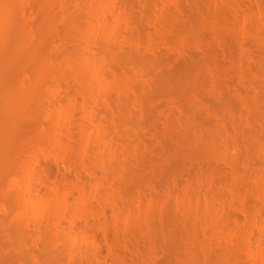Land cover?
<instances>
[{
	"label": "rangeland",
	"instance_id": "obj_1",
	"mask_svg": "<svg viewBox=\"0 0 264 264\" xmlns=\"http://www.w3.org/2000/svg\"><path fill=\"white\" fill-rule=\"evenodd\" d=\"M70 1L7 0L0 30V264H123L121 255L124 264L246 263L264 240V214L254 219L242 210L264 204V195L245 197L264 182V2L117 0L129 14L119 21L91 15L90 0ZM63 55L88 57L89 78L105 67L90 94ZM71 100L77 107L65 154L39 142L49 139L55 107L64 111ZM117 177L126 195L118 203L99 200L97 183ZM179 194L189 206L213 204L212 213L178 211ZM47 200L64 210L58 208V221L51 211L53 222L42 230L35 209ZM151 202L143 226L139 218ZM119 211L138 221L133 235L121 233L130 237L127 247H114L104 233L107 222L125 226Z\"/></svg>",
	"mask_w": 264,
	"mask_h": 264
},
{
	"label": "bare ground",
	"instance_id": "obj_2",
	"mask_svg": "<svg viewBox=\"0 0 264 264\" xmlns=\"http://www.w3.org/2000/svg\"><path fill=\"white\" fill-rule=\"evenodd\" d=\"M10 1V0H9ZM53 1V0H52ZM59 1H62V2H60V3H67V1L68 0H65V2H64V0H59ZM70 1V0H69ZM73 1V0H72ZM89 1V0H88ZM117 0H90L89 2H90V5H91V7H92V11H91V15H95V16H99L100 14H104V13H109V14H113L114 16H115V19L116 20H119V21H121V20H124V21H126V20H128V15H127V10L125 9V5H124V2H123V5L122 6H119L118 4H117V2H116ZM54 2H55V0H54ZM58 2V1H57ZM71 2V1H70ZM174 2V1H173ZM173 2H172V4H173ZM261 2L263 3L264 1H262L261 0ZM56 3V2H55ZM66 3H65V5H66ZM121 3V2H120ZM175 3V2H174ZM177 3V2H176ZM261 3V4H262ZM68 4V3H67ZM96 6H95V5ZM260 4V5H261ZM64 5V4H63ZM69 5V4H68ZM121 5V4H120ZM96 7V9H94L93 7ZM262 7H264L263 6V4L261 5ZM90 7V8H91ZM10 10H9V8H8V3H7V0H0V30H2V31H4L3 29H2V27L5 29V22H3V18H4V16L5 15H7V13L9 12ZM90 13V12H89ZM245 26L246 25H244V26H242L243 28H245ZM241 27V28H242ZM246 28H248V27H246ZM244 30V32L246 33V29H243ZM242 30V31H243ZM245 33H244V35H245ZM240 34H241V30H240ZM249 34V33H248ZM70 35V34H69ZM71 37V36H70ZM241 37V36H240ZM185 38H187V36L185 37ZM75 40V39H74ZM259 40H260V38H259ZM185 41V40H184ZM68 42V41H67ZM73 42V41H72ZM69 43V42H68ZM77 44V43H76ZM182 44V43H181ZM70 45V44H69ZM64 54V53H63ZM64 56V58H63V63H70V64H73L74 66H75V68L78 70V74H79V76H80V79H81V81L84 83V85H85V87H84V89H83V94L86 96V94H90L91 93V86L92 85H95V83H98V80L100 79V78H102L103 77V75H102V73L101 72H103L104 71V69H105V67L104 66H100V68H99V70H98V72H97V69L95 70L96 72L95 73H97L95 76H93L92 78H89L88 77V72H87V58L88 57H85V60H84V62L83 61H78V60H75L74 59V57L72 58L70 55H63ZM87 59V60H86ZM62 63V64H63ZM261 63V62H260ZM57 64V63H56ZM60 65V70H61V67H64V64L63 65ZM58 65L59 64H57V67H58ZM67 65V64H66ZM65 65V66H66ZM106 69H108V67H106ZM140 69V68H139ZM56 70L58 71V72H60L59 71V68H56ZM62 71V70H61ZM144 72V71H143ZM146 73V72H145ZM144 73V74H145ZM114 74H115V72H114ZM258 76H260V75H258ZM262 79H264V76H260ZM260 79V78H259ZM100 81V80H99ZM225 81V80H224ZM221 82V81H220ZM262 84V83H261ZM93 93V92H92ZM259 93H257L256 95H258ZM257 97V96H256ZM118 98H119V96H118ZM73 99V98H72ZM75 99V98H74ZM88 99V98H87ZM120 99V98H119ZM107 100V99H106ZM71 102H72V100H71ZM82 104H80V106H81V109H82V115H84V117H87V119H89V122L92 120V119H94L93 118V116L94 115H92L91 113H90V111L88 110L87 111V107H86V103L85 102H81ZM180 103V102H179ZM74 105H75V101L74 102H72L71 104H70V106L68 107V108H66L64 111L63 110H61V109H59L58 107H55V108H57V110H56V115H55V113H54V115H55V118H54V120L52 121L54 124H53V126L52 125H50V126H52L53 128V130H51V133H49L48 135H49V139H45L44 140V142H39V143H41V144H47V146H48V144H50V143H53L54 144V147L56 146V148H57V146L58 147H60V149H62V150H65L64 152H65V154L67 153V151L69 152V146H67V143L65 142V141H67L66 140V137L68 138V134H70V128H69V126H70V119H72L73 117H72V114H73V111H75L74 109L77 107H74ZM209 107V106H208ZM120 108V107H119ZM95 109H96V107H95ZM121 109V108H120ZM68 110V111H67ZM111 111V110H110ZM179 111V110H178ZM116 112H117V110H116ZM122 112V111H121ZM75 113V112H74ZM119 113V112H118ZM114 114V113H113ZM107 115V114H106ZM121 115V114H120ZM110 116H111V114H110ZM122 116V115H121ZM143 116V115H142ZM141 116V117H142ZM110 118V117H109ZM112 119V118H111ZM116 119H118V118H116ZM227 119V118H226ZM95 120V119H94ZM122 120V119H121ZM123 120H124V118H123ZM122 120V121H123ZM72 121V120H71ZM119 121V120H118ZM51 122V123H52ZM92 122V121H91ZM70 123V124H69ZM118 123V122H117ZM69 124V125H68ZM114 124V123H113ZM224 124V123H223ZM72 125V124H71ZM81 127H80V129L81 130H83V127L85 126L84 125V123H82L81 125H80ZM109 126V125H108ZM120 126V125H119ZM145 126V125H144ZM224 126V127H223ZM227 126V125H226ZM69 129H68V128ZM107 126L105 125V124H103L101 127H100V129H98L99 131L98 132H100V134H99V136H98V140H103V139H105L104 137H103V135H104V133H105V131H107L108 130V128H106ZM118 127V126H117ZM222 127H223V129L226 131L227 129H226V127H225V125H222ZM122 129V128H121ZM144 129V128H143ZM155 130V129H154ZM153 130V131H154ZM160 130V129H159ZM48 132H49V130H47ZM47 131H46V135H47ZM69 131V132H68ZM80 131V130H79ZM121 131V130H120ZM124 131V130H123ZM80 132H83V131H80ZM109 132V131H108ZM138 132V131H137ZM167 132V131H166ZM226 132H228V131H226ZM116 133V132H115ZM123 132H121V134H122ZM143 134H144V132H142ZM155 133V132H154ZM165 133V132H164ZM106 134V133H105ZM126 134V133H125ZM141 134V133H140ZM148 134H150V133H148ZM157 134H158V132H157ZM200 134V133H199ZM68 135V136H67ZM144 135H146V134H144ZM234 137H236L235 136V134H232ZM66 136V137H65ZM150 136V135H149ZM157 136H159V137H161V135H157ZM153 137V136H152ZM158 137V138H159ZM204 137V136H203ZM71 138V137H70ZM108 138H110V137H108ZM69 139V138H68ZM114 139V138H113ZM116 139V138H115ZM208 139V138H207ZM214 140V139H213ZM41 141V140H40ZM99 141V142H100ZM108 141H113L112 140V137H111V140L110 139H108ZM205 141V140H204ZM114 142H115V140H114ZM87 140L85 141V145L83 146V148H82V150H81V153L79 152V151H75L74 150V152H78V153H80L81 154V156H80V154H79V156H80V159H81V157H82V160L85 158V156L87 155V153H88V151H87ZM110 143V142H109ZM98 144H100V143H98ZM112 144V143H111ZM193 144V143H192ZM38 145V144H37ZM51 146H53L52 144H50ZM49 145V146H50ZM196 144L194 143V145L193 146H195ZM197 145H198V143H197ZM30 146V145H29ZM114 146V145H113ZM116 146V145H115ZM31 147V146H30ZM42 147H43V145H42ZM139 147V146H138ZM141 147V146H140ZM33 148V147H32ZM45 148V147H44ZM49 148V147H48ZM193 148H195V147H193ZM27 149H28V147H27ZM35 149V148H34ZM138 149H140V148H138ZM148 149H150V148H148ZM29 150V149H28ZM67 150V151H66ZM70 150H71V148H70ZM136 150V149H135ZM30 151V150H29ZM32 151V150H31ZM34 151V150H33ZM33 151H32V153H29V154H31V156L33 155ZM72 151V150H71ZM70 151V152H71ZM123 151H124V149H123ZM146 151H148L149 152V150H146ZM152 151V150H151ZM73 152V153H74ZM101 149H99V150H97L96 151V155H94L95 157H100L101 156ZM141 152H142V150H141ZM153 152V151H152ZM28 153V152H27ZM63 153V152H62ZM124 153V152H123ZM125 153H127V152H125ZM123 154V156H125L126 154ZM130 153V152H129ZM150 153V152H149ZM155 153V152H154ZM77 154V153H76ZM131 154V153H130ZM158 154V153H157ZM164 154V153H163ZM28 155V154H27ZM72 155V154H71ZM113 155V154H112ZM127 155H128V153H127ZM132 155V154H131ZM135 155H136V153H135ZM137 155H139V154H137ZM206 155V154H205ZM30 156V157H31ZM62 156V155H61ZM69 156V155H68ZM140 156L142 157H144V155H142V153L140 154ZM140 156H137V158L138 159H141V160H139V162H142L143 163V158H141ZM154 156V155H153ZM64 156H62V158H63ZM71 157H73V155L71 156ZM169 157V156H168ZM113 158H114V155H113ZM129 158H131V157H129ZM28 159H29V157H28ZM126 159V158H125ZM147 159V158H146ZM224 159V158H223ZM128 161H126V163H127ZM131 162V161H130ZM139 162L137 163V164H139ZM151 163V162H150ZM141 164V163H140ZM142 165V164H141ZM127 166V165H126ZM234 169H236V167H234ZM236 170H238V169H236ZM90 174H94L95 173V170L92 168V169H90L89 171H88ZM237 172V171H236ZM48 173V172H47ZM46 174V173H45ZM238 174V173H237ZM47 175V174H46ZM258 176V175H257ZM47 177V176H46ZM49 177H50V172H49ZM121 177V176H120ZM120 177H117V179L116 180H113L112 182H109V183H107V184H105L103 181H99L98 183H97V185H96V189H97V191H98V198H99V200L100 199H106L107 197H109V196H111V197H113L114 198V200H112V201H114V203H118L119 201V199H121V198H123L124 197V195H126V194H123L124 192H121V189H120V186H119V184H120ZM122 178V177H121ZM258 178V181H259V177H257ZM42 179V178H41ZM260 182V181H259ZM258 182V183H259ZM19 183V182H18ZM262 183H264V182H260L259 183V187L257 188L258 190H252V193H251V195L249 194V193H247V194H249V195H247V196H245L246 197V199L247 198H249V197H253L254 198V196H255V198L256 197H258V199H259V196L260 195H264V194H262V189H264V184H262ZM21 184V183H20ZM80 186H82V185H80ZM80 186H79V188H80ZM20 187V186H19ZM122 187V186H121ZM22 189V188H21ZM82 189H84L83 188V186L80 188V190L82 191ZM256 189V188H255ZM96 191V192H97ZM255 191V192H254ZM264 191V190H263ZM169 195V194H168ZM180 195V194H179ZM187 195V194H186ZM252 195H254V196H252ZM185 194L183 195H180V196H178V198H177V196H176V199H177V202H178V204H177V209H178V211L180 210L181 212H183V213H187V212H189V214H190V211L189 210H193V212L192 213H197V211L199 210V208L200 209H203V210H205V212H206V214H208V213H212V211H213V209H212V207H213V204H210V203H207V204H203V203H201L200 204V202L199 203H196L195 205H192V206H189L188 204L189 203H187L186 204V199H185ZM191 197V196H190ZM207 197V196H206ZM209 197V196H208ZM198 198H200V197H198ZM125 199V198H124ZM195 199V198H194ZM107 200V199H106ZM155 200V199H154ZM250 200V199H249ZM48 202L47 203H45L44 205H42V204H39L38 206H36V209H35V211H36V213L37 214H39V216L40 215H42V217H44V218H42V220H38V221H42V226H40L41 227V229H42V227H44V226H48L51 222H53L52 220H50L51 222H49V219H51V218H53V216L51 215V211L53 212H55L54 214H56V216H54V219L56 218V217H60L62 214H61V210H59L56 206H54V207H56L57 209H58V214H57V212L54 210V209H56V208H54V209H52L53 208V205L55 204H57V203H55L53 200H51V201H49V200H47ZM118 201V202H117ZM50 202H54V204L52 203V205L50 204ZM86 202H87V200H86ZM85 202V203H86ZM113 203V204H114ZM149 203V202H148ZM154 204H156L155 202H154ZM160 204V203H159ZM163 204H165V203H163ZM84 205V204H83ZM155 206V205H153V202H151L150 203V205L149 206H143L144 207V210L142 211L143 213H141L142 214V216L139 218V222L140 221H142L143 219H145L146 220V218H150L151 216H149L148 214H149V212H152L153 211V207L152 206ZM255 205V204H254ZM264 205V204H263ZM263 205H261V206H257L256 207V205L254 206V207H252V209L253 210H251L250 208H249V206L247 207V204H245V206L243 207V211H245L246 213H248V211L250 210V212H251V216L254 218V219H257V217L258 216H263V214H264V206ZM165 207H166V205H164ZM152 207V208H151ZM162 207V206H161ZM256 207V208H255ZM155 208V207H154ZM236 208V207H235ZM240 208V207H239ZM249 208V209H248ZM62 209V208H61ZM167 209V208H166ZM241 209V208H240ZM64 209H62V211H63ZM163 210H164V208H163ZM158 211V210H157ZM176 211V210H175ZM202 211V210H201ZM211 211V212H210ZM234 211V210H233ZM120 212V214H118V220H120V222H123L124 223V225L125 226H120V225H118L115 221L113 222V223H110V222H107L105 225H104V230H105V232L104 233H106L108 236H109V242L114 246L115 244H121V245H124L125 247H127L126 246V244H127V242L129 241V238H125V236L123 237L122 236V234H125V233H123V230H128V231H132L133 232V230H131L132 229V226H134L135 227V223H137L138 221H136L135 222V220H137L136 218H135V220L132 218V217H130V216H125V215H127V214H124V216H123V211L121 212V211H119ZM139 212V211H138ZM159 212V211H158ZM165 212V211H164ZM208 212V213H207ZM216 212V211H215ZM229 212V211H228ZM59 213H60V215H59ZM162 213V212H161ZM191 213V214H192ZM217 213V212H216ZM50 214V215H49ZM139 214V213H138ZM179 214V213H178ZM198 214V213H197ZM197 214H196V216H197ZM213 214H215V213H213ZM229 214V213H228ZM232 214V213H231ZM250 214V213H249ZM58 215V216H57ZM204 215V214H203ZM216 215V214H215ZM49 216V217H48ZM50 216H52L51 218H50ZM117 216V215H116ZM149 216V217H148ZM161 216V215H160ZM185 216V215H184ZM190 216V215H189ZM219 216V215H218ZM229 216H230V214H229ZM228 216V217H229ZM41 217V216H40ZM62 217V216H61ZM60 217V218H61ZM158 217V216H157ZM162 217V216H161ZM205 217V216H204ZM215 217V216H214ZM45 218H46V220H45ZM153 218V217H152ZM156 218V217H155ZM193 218V217H192ZM196 218V217H195ZM208 218V217H207ZM210 218V217H209ZM213 218V217H212ZM230 218V217H229ZM252 218V219H253ZM41 219V218H40ZM53 219V220H54ZM141 219V220H140ZM157 219V218H156ZM160 219V218H159ZM214 219V218H213ZM212 219V220H213ZM253 219V220H254ZM259 219V218H258ZM44 220H45V222H44ZM55 220H57L58 221V218L57 219H55ZM150 220V219H149ZM149 220H146L145 222H146V224H142L143 226H146V225H148L147 223L149 222ZM158 220V219H157ZM156 220V221H157ZM190 221H191V219H189ZM235 220V219H234ZM144 221V220H143ZM155 221V222H156ZM159 221V220H158ZM161 221H162V219H161ZM188 221V220H187ZM189 221V222H190ZM194 221V220H193ZM255 221V220H254ZM184 222H185V220H184ZM183 222V223H184ZM210 222H211V219H210ZM256 222V221H255ZM261 222V221H260ZM41 223V222H40ZM150 223V222H149ZM157 223V222H156ZM159 223V222H158ZM191 223V222H190ZM196 223V222H195ZM199 223V222H198ZM37 224H39V223H37ZM154 224V223H153ZM160 224V223H159ZM36 225V224H35ZM44 225V226H43ZM52 225V224H51ZM150 225V224H149ZM151 225H152V223H151ZM194 225V224H193ZM264 225V224H263ZM153 226V225H152ZM157 226V225H156ZM159 226V225H158ZM191 226V225H190ZM200 226V225H199ZM215 226V225H214ZM201 227V226H200ZM45 228V227H44ZM131 228V229H130ZM147 228V227H146ZM211 228H212V225H211ZM214 228V227H213ZM47 229V228H46ZM119 229H121V231L119 230ZM154 229V228H153ZM189 229V228H188ZM215 229V228H214ZM43 230V229H42ZM136 229L134 228V231H135ZM145 230V229H144ZM149 230H150V228H149ZM202 230V229H201ZM49 231V230H48ZM188 231V230H187ZM211 231H212V229H211ZM225 231V230H224ZM120 232V233H119ZM125 232H127V231H125ZM132 232H131V234H132ZM146 232H147V230H146ZM210 232V231H209ZM122 233V234H121ZM150 233H151V230H150ZM224 233V232H223ZM231 233V232H230ZM264 233V232H263ZM262 233V234H263ZM122 236H120V235ZM139 234V233H138ZM147 234V233H146ZM192 234V233H191ZM197 234V233H196ZM211 234H212V232H211ZM133 235V234H132ZM131 235V236H132ZM135 235V234H134ZM136 235H137V233H136ZM135 235V236H136ZM138 236H140V235H138ZM144 236V235H143ZM190 236V235H189ZM232 236V235H231ZM264 236V235H263ZM145 237H147L146 235H145ZM225 237V236H224ZM238 237V236H237ZM257 237V236H256ZM147 238H149L150 239V237H147ZM196 238H198V237H196ZM226 238V237H225ZM83 239V238H82ZM126 239H128V241L126 240ZM140 239H141V237H140ZM229 239H233V238H229ZM259 240H258V242H260V244H261V248H259L258 250H255L254 251V253L253 254H248L249 256H250V258H249V260H247V262L246 263H244V264H264V240H263V238H262V235L258 238ZM81 240V239H80ZM135 240H137V239H135ZM197 240V239H196ZM236 240V239H235ZM84 241V240H83ZM151 241H153L152 239H151ZM82 242V241H81ZM130 242H132L133 244H134V242H133V239H132V241H130ZM129 242V243H130ZM149 242V241H148ZM193 242V241H192ZM230 242V245L232 244V242L231 241H229ZM79 243V242H78ZM136 243H137V241H136ZM152 243V242H151ZM119 244V245H120ZM131 244V243H130ZM130 244H129V246H130ZM138 245H139V243H137ZM80 245V244H79ZM81 245H83V246H86V245H84V244H81ZM120 245V246H121ZM132 245V244H131ZM192 245V244H191ZM195 245H196V243H195ZM229 245V246H230ZM249 245V244H248ZM128 246V247H129ZM133 246V245H132ZM132 246H130V247H132ZM192 246H194V245H192ZM228 246V247H229ZM114 247H116V246H114ZM227 247V248H228ZM84 248V247H83ZM120 248H123V247H120ZM138 248V247H137ZM194 248V247H193ZM196 248V247H195ZM230 248V247H229ZM114 249V248H113ZM131 249V248H130ZM134 249V248H133ZM81 250H83V251H85L84 249H81ZM122 250V249H121ZM138 250V249H137ZM74 251H75V249H74ZM80 251V250H79ZM132 251V250H131ZM134 251V250H133ZM135 252V251H134ZM73 253V252H72ZM129 253V252H128ZM132 253V252H131ZM130 253V254H131ZM74 254V253H73ZM72 254V255H73ZM135 254V253H134ZM71 255V254H70ZM132 256H133V254H131ZM136 255V254H135ZM134 255V257H138V255H136L135 256ZM121 256H123V259L125 260V258H127L126 256L124 257V255H121ZM70 257V256H69ZM136 257V258H137ZM225 258V257H224ZM247 258H248V256H247ZM122 258H121V260H122V262L121 263H123L124 264V262H126V261H124ZM132 259V258H131ZM131 259H130V261H131ZM138 259V258H137ZM230 259V258H229ZM232 259V258H231ZM230 259V260H231ZM204 260V259H203ZM227 260H228V258H227ZM229 260V261H230ZM106 261V260H105ZM120 261V260H119ZM130 261H128L129 262V264H133V263H135V262H131L130 263ZM138 261H140V260H138ZM202 261V260H201ZM234 261H236V260H234ZM233 261V262H234ZM223 262H224V260H223ZM223 262H221V264H223ZM233 262H232V264H233ZM200 263V262H199ZM203 263V262H202ZM201 263V264H202ZM135 264H137V263H135ZM140 264V263H139ZM184 264H185V262H184ZM189 264H193V262L192 263H189ZM224 264H225V262H224ZM236 264V263H235ZM243 264V263H242Z\"/></svg>",
	"mask_w": 264,
	"mask_h": 264
}]
</instances>
